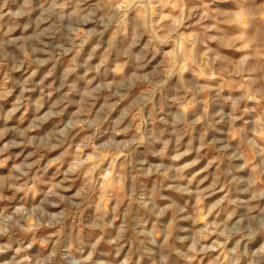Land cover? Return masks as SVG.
I'll list each match as a JSON object with an SVG mask.
<instances>
[{"label":"rangeland","instance_id":"374dc122","mask_svg":"<svg viewBox=\"0 0 264 264\" xmlns=\"http://www.w3.org/2000/svg\"><path fill=\"white\" fill-rule=\"evenodd\" d=\"M0 264H264V0H0Z\"/></svg>","mask_w":264,"mask_h":264}]
</instances>
